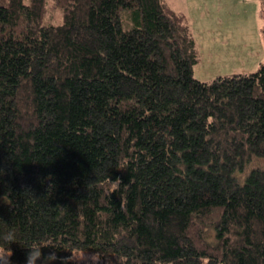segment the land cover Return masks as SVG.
Returning a JSON list of instances; mask_svg holds the SVG:
<instances>
[{
    "label": "trees",
    "instance_id": "trees-1",
    "mask_svg": "<svg viewBox=\"0 0 264 264\" xmlns=\"http://www.w3.org/2000/svg\"><path fill=\"white\" fill-rule=\"evenodd\" d=\"M53 1L0 0L9 264H264V62L199 80L166 0Z\"/></svg>",
    "mask_w": 264,
    "mask_h": 264
},
{
    "label": "rangeland",
    "instance_id": "rangeland-1",
    "mask_svg": "<svg viewBox=\"0 0 264 264\" xmlns=\"http://www.w3.org/2000/svg\"><path fill=\"white\" fill-rule=\"evenodd\" d=\"M183 12L199 53L196 79L256 72L264 62V0H169ZM50 9L54 1L49 0ZM51 12V11H49ZM55 23L60 12L55 10ZM128 27V25L125 23Z\"/></svg>",
    "mask_w": 264,
    "mask_h": 264
},
{
    "label": "clouds",
    "instance_id": "clouds-1",
    "mask_svg": "<svg viewBox=\"0 0 264 264\" xmlns=\"http://www.w3.org/2000/svg\"><path fill=\"white\" fill-rule=\"evenodd\" d=\"M13 242H18L15 230L0 234V261H3L4 264H9V257L12 255L10 247H4V245H10ZM24 247L28 249L25 264H41L42 260L43 264H53L56 259L55 253H50L47 257H44L42 253L43 246L38 242H32Z\"/></svg>",
    "mask_w": 264,
    "mask_h": 264
},
{
    "label": "crops",
    "instance_id": "crops-1",
    "mask_svg": "<svg viewBox=\"0 0 264 264\" xmlns=\"http://www.w3.org/2000/svg\"><path fill=\"white\" fill-rule=\"evenodd\" d=\"M168 3H169V5L174 9V7L170 4V2H169V0H166Z\"/></svg>",
    "mask_w": 264,
    "mask_h": 264
}]
</instances>
